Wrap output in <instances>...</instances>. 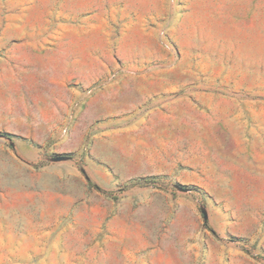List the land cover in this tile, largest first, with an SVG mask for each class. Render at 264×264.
Masks as SVG:
<instances>
[{
	"label": "rangeland",
	"instance_id": "obj_1",
	"mask_svg": "<svg viewBox=\"0 0 264 264\" xmlns=\"http://www.w3.org/2000/svg\"><path fill=\"white\" fill-rule=\"evenodd\" d=\"M0 264H264V0H0Z\"/></svg>",
	"mask_w": 264,
	"mask_h": 264
},
{
	"label": "trees",
	"instance_id": "obj_2",
	"mask_svg": "<svg viewBox=\"0 0 264 264\" xmlns=\"http://www.w3.org/2000/svg\"><path fill=\"white\" fill-rule=\"evenodd\" d=\"M137 184H140V183H137ZM141 185V184H140Z\"/></svg>",
	"mask_w": 264,
	"mask_h": 264
}]
</instances>
